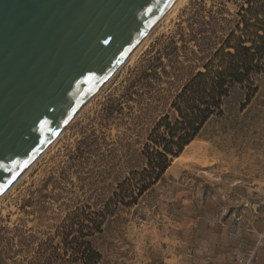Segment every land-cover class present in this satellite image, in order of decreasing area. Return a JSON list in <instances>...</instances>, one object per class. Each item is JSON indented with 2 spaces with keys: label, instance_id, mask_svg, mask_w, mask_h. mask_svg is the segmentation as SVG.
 Listing matches in <instances>:
<instances>
[{
  "label": "rangeland",
  "instance_id": "rangeland-1",
  "mask_svg": "<svg viewBox=\"0 0 264 264\" xmlns=\"http://www.w3.org/2000/svg\"><path fill=\"white\" fill-rule=\"evenodd\" d=\"M261 39L264 0H186L162 18L0 197V264H82L71 242L76 214L86 232L89 220L101 222L88 237L98 264H172V239L191 229L235 232L238 243H227L237 250L233 264L255 248L253 264H264V69L233 84L181 154L168 156L162 177L138 195L151 134L163 118L178 119L172 105L184 87L199 72L224 70L231 58L223 55L234 46ZM221 239L191 264L206 257L217 264Z\"/></svg>",
  "mask_w": 264,
  "mask_h": 264
},
{
  "label": "water",
  "instance_id": "water-1",
  "mask_svg": "<svg viewBox=\"0 0 264 264\" xmlns=\"http://www.w3.org/2000/svg\"><path fill=\"white\" fill-rule=\"evenodd\" d=\"M173 0H0V195L127 60Z\"/></svg>",
  "mask_w": 264,
  "mask_h": 264
},
{
  "label": "trees",
  "instance_id": "trees-1",
  "mask_svg": "<svg viewBox=\"0 0 264 264\" xmlns=\"http://www.w3.org/2000/svg\"><path fill=\"white\" fill-rule=\"evenodd\" d=\"M264 39L259 44L253 43L251 48L239 45L233 47L234 54L225 53L223 56L231 58L227 67L222 71H210L197 73L190 82L184 87L181 94L177 97L172 108L178 113L175 123H170L167 117L163 118L151 134L153 149L148 153V170H144L147 178L141 181L139 196L149 187L155 184L165 173L170 165L168 156L177 158L183 148L187 146L197 135L204 123L219 110L221 100L228 94L229 88L235 83L241 84L248 81L252 72L260 73L264 60ZM253 50V52H251ZM147 182V184H145ZM78 223L79 230H72L77 235L71 242L76 245V262L87 264L91 261L98 264L100 256L93 251L88 242V237L94 233H99L101 222L89 220L88 231L83 226L82 214H76L72 218V224ZM67 231V230H66ZM66 232L65 236H69Z\"/></svg>",
  "mask_w": 264,
  "mask_h": 264
},
{
  "label": "crops",
  "instance_id": "crops-1",
  "mask_svg": "<svg viewBox=\"0 0 264 264\" xmlns=\"http://www.w3.org/2000/svg\"><path fill=\"white\" fill-rule=\"evenodd\" d=\"M200 237L202 238L203 245L198 248L196 247V243H198L196 239ZM221 237L223 246L217 248L216 251L214 250L216 252L215 261L217 264H233L231 259H233L232 256L237 250L230 248L227 243L232 241L233 246L234 243H238L239 239L238 234L227 229L222 230L220 235L208 233L207 231L200 232L197 229H191L185 233H177L171 241L173 247L171 249L170 260L174 261L172 264H191V261L200 259L201 254L212 249L210 248V242L216 243Z\"/></svg>",
  "mask_w": 264,
  "mask_h": 264
},
{
  "label": "bare ground",
  "instance_id": "bare-ground-1",
  "mask_svg": "<svg viewBox=\"0 0 264 264\" xmlns=\"http://www.w3.org/2000/svg\"><path fill=\"white\" fill-rule=\"evenodd\" d=\"M186 0H173L172 3L168 6V8L166 9V12L162 15V17L158 20V22L162 19V18H168L170 16H172L176 10L178 9V7H180ZM157 22V23H158ZM156 23V24H157ZM155 24V25H156ZM151 31V30H150ZM149 33V32H148ZM148 33L138 42V44L136 45V47L133 49V51L131 52V54L128 55V58L126 60V62L130 59H132V57L136 54V52L138 51V49L140 48V46L142 45L143 41L145 40L146 36L148 35ZM29 168H27L21 175L20 177L17 179L19 180L22 175L28 170ZM16 180V181H17ZM15 181V182H16ZM14 182V183H15ZM14 185V184H13ZM11 187V186H10ZM10 189V188H9ZM4 194V193H3ZM2 194V195H3ZM0 195V197L2 196Z\"/></svg>",
  "mask_w": 264,
  "mask_h": 264
},
{
  "label": "built area",
  "instance_id": "built-area-1",
  "mask_svg": "<svg viewBox=\"0 0 264 264\" xmlns=\"http://www.w3.org/2000/svg\"><path fill=\"white\" fill-rule=\"evenodd\" d=\"M260 240H264V236H261ZM257 248L252 250L247 256H241L237 258V264H253L257 259ZM204 264H210V258L206 257L204 259Z\"/></svg>",
  "mask_w": 264,
  "mask_h": 264
}]
</instances>
